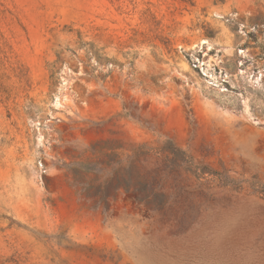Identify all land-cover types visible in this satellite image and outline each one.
Masks as SVG:
<instances>
[{
	"label": "rangeland",
	"instance_id": "rangeland-1",
	"mask_svg": "<svg viewBox=\"0 0 264 264\" xmlns=\"http://www.w3.org/2000/svg\"><path fill=\"white\" fill-rule=\"evenodd\" d=\"M0 264H264V0H0Z\"/></svg>",
	"mask_w": 264,
	"mask_h": 264
}]
</instances>
